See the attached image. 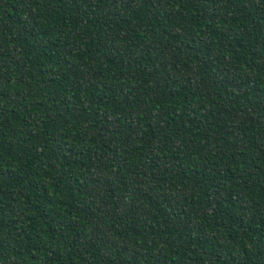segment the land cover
Returning a JSON list of instances; mask_svg holds the SVG:
<instances>
[{
    "label": "trees",
    "instance_id": "trees-1",
    "mask_svg": "<svg viewBox=\"0 0 264 264\" xmlns=\"http://www.w3.org/2000/svg\"><path fill=\"white\" fill-rule=\"evenodd\" d=\"M0 264H264V0H0Z\"/></svg>",
    "mask_w": 264,
    "mask_h": 264
}]
</instances>
